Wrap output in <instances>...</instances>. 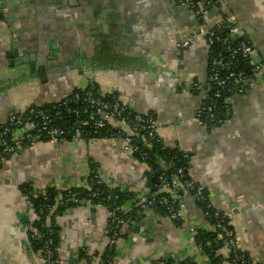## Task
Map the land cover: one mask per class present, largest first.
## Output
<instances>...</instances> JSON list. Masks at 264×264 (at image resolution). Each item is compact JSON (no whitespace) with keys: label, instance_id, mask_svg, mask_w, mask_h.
<instances>
[{"label":"crops","instance_id":"crops-1","mask_svg":"<svg viewBox=\"0 0 264 264\" xmlns=\"http://www.w3.org/2000/svg\"><path fill=\"white\" fill-rule=\"evenodd\" d=\"M1 1L0 126L11 114L58 102L93 77L102 94L116 93L133 111L155 116L156 134L188 157V174L207 189L211 206L236 209L232 225L239 248L252 264H264L261 80L247 94L230 99L232 116L226 124L208 130L193 118L202 103L201 90L194 87L205 84L208 47L187 8L172 0ZM213 1L204 29L223 17L234 20L239 37L253 47L254 60L264 70V0ZM187 38L190 44L178 50ZM20 62L24 64L18 66ZM125 147L117 138L95 145L40 142L5 159L0 165V264H39V257L26 249L21 219L31 221L35 215L21 193L24 184L35 190L53 184L57 190L86 187L89 166L96 163L102 181L111 187L143 195L159 190L158 184L148 188L153 179L149 168ZM183 199L181 226L148 211L123 227L114 264H207L188 241L190 226H205L202 211L191 195ZM106 219L104 207L87 203L58 217L60 263L99 259L107 244ZM80 250L89 259H81Z\"/></svg>","mask_w":264,"mask_h":264},{"label":"built area","instance_id":"built-area-1","mask_svg":"<svg viewBox=\"0 0 264 264\" xmlns=\"http://www.w3.org/2000/svg\"><path fill=\"white\" fill-rule=\"evenodd\" d=\"M173 1L176 5L185 7L194 13L197 22H199L198 33L203 35L208 47L207 53L211 54V47L215 44L221 49L208 61V73L205 84L201 88L198 87L201 90L202 102L207 101L208 105L199 109L196 117L193 116L198 122L201 114L212 120L216 116V100L221 96L229 94L232 98L236 95L247 94L259 82L258 80H261L264 87V70L262 64L254 60L255 51L253 47L237 39L239 34L234 20L226 17L224 19L221 18L209 29H204L206 26L205 18L212 5L211 0ZM223 31L227 34H223ZM190 42L191 38H187L179 43L177 45L178 50L187 48ZM244 63L249 69L248 75L239 68ZM85 80L84 86L81 87L83 92L81 94L75 93L72 101H65V104L72 102L77 106L76 108H66V113L71 117V121L63 123L61 121L62 112L55 110L54 107H52L54 111L51 113L40 109H32L25 115H9L6 122L0 127V165L5 159L21 153L25 148L35 146L42 139L56 144H72L75 146L79 141H84L90 145H95L100 140L109 139L107 137L99 139L96 136L98 131H107V127H111L116 131V135L113 138L121 139L125 143V150L138 151L137 146L131 144L134 139L140 140L146 147L151 145L150 142L155 139L156 134L154 119L147 118L145 120L143 118L144 114L133 111L122 104L117 97L112 96L111 100H103L102 97L105 94L94 90L96 82L93 77L88 76ZM108 94L110 95L111 93ZM230 99H228L229 103ZM130 111L135 114L131 119L129 118ZM140 155L142 162L147 160L145 153ZM181 165L176 163L174 157L167 155L166 169L163 167L161 170H152V173L157 177L158 191L149 195L137 194L134 206L130 203H125L120 207L113 206L109 210L105 208L107 219L104 235L107 238V244L104 250L116 248V242L123 227L139 222L148 211L156 212L159 209H163L167 213V218L172 222L179 221L183 223L185 220L184 195L192 192L193 195L191 196L194 200L205 201V196L202 192L203 187H196L197 183L188 175L184 177ZM168 169H171V172L169 173L170 176L166 177ZM94 178L97 180L96 183H99L98 178L101 179L100 175ZM49 188L57 190L54 184L49 186ZM90 197H95V194H90ZM27 202L32 208L35 215L33 220H35L36 214L33 206L28 200ZM234 216L235 212L232 210L223 211L221 216L215 214L214 225L208 226L209 231L218 232L214 243L217 244L218 241H222V249H225L226 256L230 252L233 253L232 262H223L221 264L245 263L242 256L236 255V249L239 246L232 225ZM33 220L24 228L27 232L26 249L28 253L38 256L39 264H61L59 258L54 257V252L57 253L59 250L53 249V240L50 237L43 244L41 249L42 256L33 254L30 251L28 232L31 234V240L38 238L37 230L32 224ZM46 226H49L48 222H46ZM199 229L201 228L189 227L188 241L194 245L198 253L206 258L202 248L194 243V237ZM114 259L115 257L112 259L106 257L104 262H101L99 258L86 264H114ZM153 264H166V261H155Z\"/></svg>","mask_w":264,"mask_h":264},{"label":"trees","instance_id":"trees-1","mask_svg":"<svg viewBox=\"0 0 264 264\" xmlns=\"http://www.w3.org/2000/svg\"><path fill=\"white\" fill-rule=\"evenodd\" d=\"M173 1V0H172ZM174 2V1H173ZM212 5L209 8V10L214 7L215 1L211 0ZM225 17H223L224 19ZM200 21V20H199ZM201 22V21H200ZM199 23V22H198ZM223 34H227L225 31H223ZM240 41L246 42L243 38L238 37L237 38ZM247 43V42H246ZM249 44V43H248ZM221 51L218 45H214L211 47V54L208 53L207 56V73H208V65L210 58L217 52ZM240 70L243 71L246 75L249 74L248 67L244 64L240 65ZM206 73V74H207ZM207 76V75H206ZM199 87L198 84L195 85V89ZM94 90L96 92H100L97 84L94 85ZM83 90L81 88L74 89L71 91L67 96H65L63 99L59 100L58 102L45 104L43 106H32L27 109L26 112L23 114H16V115H25L28 111L32 109H40L45 112L51 113L52 111L59 110L62 112V122L66 123L68 121H71V117L68 116L66 113V108H76L77 106L73 104L72 102L65 104V101L71 100L75 93L81 94ZM245 95V94H244ZM112 96L117 97L116 93L105 94L102 99L103 100H111ZM116 98V99H117ZM231 98V95H223L219 99L216 100V111H215V118L214 119H208L203 114L200 115L198 118L200 124L205 126L208 130H211L216 127H220L225 122H228L232 116V109L231 105L228 101V99ZM205 105H208V102H202L199 109L205 107ZM52 107H54L52 109ZM12 115V114H11ZM143 117L145 120L147 118H152L155 120V116L148 112L147 114H144ZM197 112L194 114L196 117ZM135 116L133 111H130L129 118H133ZM1 127V126H0ZM107 131H98L96 136L101 139L103 137L107 138H113L116 135V131L113 130L111 127H107ZM69 135V134H68ZM132 140V139H131ZM41 142H48L45 139H42ZM151 145L149 147H146L142 144L140 140L134 139L131 141L132 145H136L138 148V151L140 154L145 153L147 155V160L144 161L145 165L149 168V172L151 176L156 179V175L152 173V170H161V168L166 169V163H167V155H170L175 158L177 164H182L181 167L183 168L184 177H187L188 174V157L182 153L179 149L171 148L166 146L162 140L158 137L157 134H155V139L150 142ZM163 165H160L161 162ZM171 172V169L167 170L166 177H169V173ZM94 177H99L98 173V165L96 163H91L89 166L88 174L85 177V183L86 187H73L67 190H54L52 188H45L43 190H35L32 188L31 184L27 183L24 184L21 188L22 195L32 204L34 212L36 214L35 220H33L32 224L36 228L38 233V238L31 240V234L28 232V240H29V248L30 251L33 254H39V256H42L41 249L43 247V244L45 241L50 237L53 240V249L60 248V227L56 221V219L65 212L71 210L72 208L77 207L81 202H84L85 204H90L91 206H102L106 209H110L113 206H122L125 203H130L134 206L135 200L137 197V193L122 190L119 187H111L107 184H105L103 181H101L100 178H98L99 183H96V179ZM190 177V176H189ZM157 180V179H156ZM196 187H199L197 184ZM158 191V190H156ZM155 191V192H156ZM154 192V193H155ZM202 192L205 196V201H195V204L198 208L201 209L202 214L204 216L205 220V227L199 229L194 237V243L197 246H200L203 250L204 255L207 258L208 264H221L223 262H232L233 259V253L230 252L227 256L226 254H221L219 251L222 249V241H218L217 244L214 243V241L217 239V231H209L208 226H213L215 223L214 215L218 214L221 216L223 214V211H220L218 209H215L211 206L210 200H209V192L207 189L203 188ZM95 194V197H90V194ZM152 194V193H151ZM161 195V194H160ZM189 195H193V193H189ZM157 213L167 217V213L163 209H159L156 211ZM23 226H26L29 224L30 220L26 218H22ZM46 222H48L49 226H46ZM177 226H181L182 222H174ZM80 258L82 259H89L85 252L80 250L79 251ZM236 255L242 256L244 259L243 264H252V262L249 259V256L242 251L240 248L236 249ZM116 256L115 253V247L111 250L105 249L103 253L100 255L101 262H104L106 257H110L111 259ZM54 257H58V252H54ZM166 264H195L188 260H178V261H166ZM236 264H242L240 262H237Z\"/></svg>","mask_w":264,"mask_h":264},{"label":"water","instance_id":"water-1","mask_svg":"<svg viewBox=\"0 0 264 264\" xmlns=\"http://www.w3.org/2000/svg\"><path fill=\"white\" fill-rule=\"evenodd\" d=\"M2 2H3V1H1L0 8H3V6H4V3H2ZM173 4H174V3H173ZM255 59H256L258 62H260V60H259L258 57H256ZM22 62H24V61H22ZM22 62H20V63L18 64V66H19V65H23L24 63H22ZM131 157L134 158V159H136V160H138L139 162H142L141 155H140V153L137 152V151H133L132 154H131ZM157 184H158L157 180L153 178V179H151V180L147 183V186H148V188H151V189H152V187H154V185H157ZM152 190H153V189H152ZM80 205H84V202H81ZM232 211L236 213V209H232ZM138 224H142V223H138Z\"/></svg>","mask_w":264,"mask_h":264},{"label":"flooded vegetation","instance_id":"flooded-vegetation-1","mask_svg":"<svg viewBox=\"0 0 264 264\" xmlns=\"http://www.w3.org/2000/svg\"><path fill=\"white\" fill-rule=\"evenodd\" d=\"M0 5H1V0H0Z\"/></svg>","mask_w":264,"mask_h":264}]
</instances>
